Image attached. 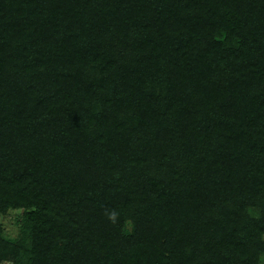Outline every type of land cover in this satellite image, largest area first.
I'll return each instance as SVG.
<instances>
[{"label":"trees","instance_id":"16d2710c","mask_svg":"<svg viewBox=\"0 0 264 264\" xmlns=\"http://www.w3.org/2000/svg\"><path fill=\"white\" fill-rule=\"evenodd\" d=\"M0 264H264V0H0Z\"/></svg>","mask_w":264,"mask_h":264},{"label":"rangeland","instance_id":"374dc122","mask_svg":"<svg viewBox=\"0 0 264 264\" xmlns=\"http://www.w3.org/2000/svg\"><path fill=\"white\" fill-rule=\"evenodd\" d=\"M18 211L11 210L7 215L1 216L0 221L5 227V236L13 237L18 231L17 223L15 222L18 216Z\"/></svg>","mask_w":264,"mask_h":264}]
</instances>
